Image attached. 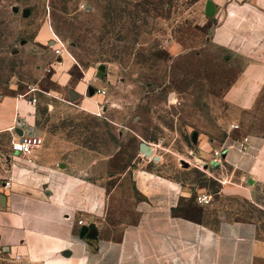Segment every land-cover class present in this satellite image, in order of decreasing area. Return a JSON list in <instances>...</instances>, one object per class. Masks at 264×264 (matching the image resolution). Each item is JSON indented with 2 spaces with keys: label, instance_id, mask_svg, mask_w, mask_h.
<instances>
[{
  "label": "rangeland",
  "instance_id": "374dc122",
  "mask_svg": "<svg viewBox=\"0 0 264 264\" xmlns=\"http://www.w3.org/2000/svg\"><path fill=\"white\" fill-rule=\"evenodd\" d=\"M204 2L0 0V100L37 98L46 152L6 161L10 181L68 196L117 236L137 221L140 177L151 172L190 190L181 201L190 217L250 220L264 232V157L243 176L216 168L208 151L239 117L221 98L234 71L214 64ZM243 120L264 126V114Z\"/></svg>",
  "mask_w": 264,
  "mask_h": 264
},
{
  "label": "crops",
  "instance_id": "0c3cea01",
  "mask_svg": "<svg viewBox=\"0 0 264 264\" xmlns=\"http://www.w3.org/2000/svg\"><path fill=\"white\" fill-rule=\"evenodd\" d=\"M204 1L205 8L208 1L215 5L206 39L221 56L214 64L234 71L221 98L239 117L219 147L226 152L220 166L256 174L264 157V126L246 125L243 118L264 114V0ZM36 106L31 97L19 95L0 100V264H264L259 224L235 219L211 225L190 217L181 209L190 190L158 174L141 175L139 217L117 236L80 214L68 196L11 182L6 161L25 157L11 149L20 137L16 130L41 138L34 130ZM44 144L31 156L45 154ZM90 225L96 239L82 238V227Z\"/></svg>",
  "mask_w": 264,
  "mask_h": 264
},
{
  "label": "built area",
  "instance_id": "2783aa9c",
  "mask_svg": "<svg viewBox=\"0 0 264 264\" xmlns=\"http://www.w3.org/2000/svg\"><path fill=\"white\" fill-rule=\"evenodd\" d=\"M60 51H57L59 53ZM21 97H31V103L36 105L38 103V100L36 97H33L31 93L25 94V95H19ZM247 142V139H244V142L241 143L242 145ZM43 145V139L38 137H32V136H20L18 139H14L11 142V149L13 152L19 153L23 156H31L35 150L40 148ZM241 149L243 151H246L245 146H241ZM223 156V148L214 149L212 151V163L218 164L221 162ZM208 166V165H207ZM10 182H6L5 186L10 187ZM82 224V221L79 222Z\"/></svg>",
  "mask_w": 264,
  "mask_h": 264
},
{
  "label": "water",
  "instance_id": "95a60500",
  "mask_svg": "<svg viewBox=\"0 0 264 264\" xmlns=\"http://www.w3.org/2000/svg\"><path fill=\"white\" fill-rule=\"evenodd\" d=\"M16 12H19V9H16L15 10ZM30 15V11L27 10L26 13H25V16L28 17ZM205 15L206 17L208 18H213L214 15H215V5L212 1H208L207 4H206V8H205ZM90 94L91 95H94L95 94V90L91 87L90 88ZM72 99L73 100H77L79 99V95L76 94V93H73L72 94ZM16 132L20 135V136H23V132L22 131H19V130H16ZM198 138V134L195 132L193 134V140L196 141ZM140 149H141V152L147 156L148 158H152L153 157V149L146 143H142L140 145ZM226 155V152H224L223 154V157H225ZM154 159L159 161V157L157 156H154ZM188 163L187 162H184V166L185 167H188ZM206 167V166H205ZM216 168H219L220 167V163L216 164L215 165ZM80 235L82 238L86 237V238H94L96 239V230H95V226L94 225H90V226H83L82 229H81V232H80Z\"/></svg>",
  "mask_w": 264,
  "mask_h": 264
},
{
  "label": "bare ground",
  "instance_id": "6f19581e",
  "mask_svg": "<svg viewBox=\"0 0 264 264\" xmlns=\"http://www.w3.org/2000/svg\"><path fill=\"white\" fill-rule=\"evenodd\" d=\"M153 152H154V150H153Z\"/></svg>",
  "mask_w": 264,
  "mask_h": 264
}]
</instances>
